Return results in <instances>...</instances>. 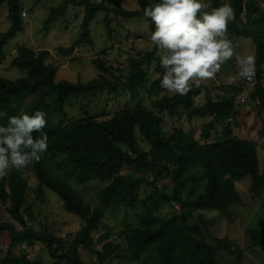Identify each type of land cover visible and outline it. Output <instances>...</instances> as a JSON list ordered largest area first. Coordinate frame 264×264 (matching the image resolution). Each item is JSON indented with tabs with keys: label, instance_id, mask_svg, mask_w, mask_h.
Here are the masks:
<instances>
[{
	"label": "trees",
	"instance_id": "16d2710c",
	"mask_svg": "<svg viewBox=\"0 0 264 264\" xmlns=\"http://www.w3.org/2000/svg\"><path fill=\"white\" fill-rule=\"evenodd\" d=\"M38 1V0H36ZM226 0H210V7H219ZM235 10V20L229 24V35L249 36L255 44L256 76L248 101L240 103L230 96H206L198 104L195 97L200 87L192 86L187 95H172L160 86L164 69L155 56V48L130 57L126 64L114 66L103 57L92 58L99 69L97 76L88 81L57 79V68L47 59L48 49L20 46L11 58V64L26 74L8 78L0 74V125H7L10 116L21 113L32 115L36 110L46 113L48 149L32 168L38 180L39 192L43 187L54 192L62 206L81 220L80 228L66 238L55 234L46 225L35 229L36 220L32 200L26 199L27 180L17 170L0 180V246L7 253L0 256V264H44L40 258H30L26 253L11 250L18 244H44L53 258L50 264H87L81 248L94 255L97 262L119 259L121 264H241L243 249L228 236L210 234L211 219L203 213L190 223L188 207L216 209L231 218L230 206L241 203L235 180L250 176L253 189H264V172H261L257 142L233 135L234 127H244L264 135V0H228ZM8 3L9 27L0 33V58L5 44L23 28L21 2ZM100 1L62 0L51 8L44 29L63 16L70 5L84 9L80 34L68 47H58L59 52L71 54L80 45H93L89 22L98 11L113 12L126 20L154 5L159 0H138L139 9L128 10L116 0L107 7ZM210 10V9H209ZM243 15L247 20H243ZM145 17V16H144ZM146 18V17H145ZM150 28L155 26L146 18ZM104 25L113 35L111 19L106 15ZM156 61L159 75L149 80L145 65ZM149 80V82H148ZM153 98V107L143 103L125 106L110 115H87L54 126V117L64 112L65 105L79 94L91 98L104 91L117 96L126 90L133 101L142 98L141 89ZM90 98V100H91ZM90 100L83 107L90 105ZM249 104V107H247ZM178 115L185 112L188 120L209 116L203 123L199 138L180 127L162 134L160 113ZM253 112V119L248 114ZM219 122H224V137L212 139L211 133ZM40 133H33L39 136ZM142 137L148 147L139 140ZM126 146L124 148L123 146ZM127 167L126 171H122ZM151 175V178L149 176ZM169 177L168 185L160 186L162 177ZM98 179L104 184L94 193L90 204L78 196L69 181L85 184ZM154 191L141 197V187ZM180 209L170 215L161 211L163 204ZM144 209L136 220L126 223L123 241L109 240L110 230L97 236L107 211L119 208ZM4 213H1V207ZM209 233L208 238L206 234ZM254 244L264 243V230L250 229ZM101 244L98 248L97 245ZM227 256V257H225Z\"/></svg>",
	"mask_w": 264,
	"mask_h": 264
},
{
	"label": "rangeland",
	"instance_id": "374dc122",
	"mask_svg": "<svg viewBox=\"0 0 264 264\" xmlns=\"http://www.w3.org/2000/svg\"><path fill=\"white\" fill-rule=\"evenodd\" d=\"M21 2V16L23 19V28L14 38L10 39L4 46V56L0 58V74L8 78H16L20 75L26 74L25 71L19 70L11 64V58L15 54L16 49L20 46H29L35 49H48L50 56L47 61L52 62L56 68L57 79L81 80L83 82L90 80L97 76L99 69L92 58L103 57L108 63L114 66L126 64L130 57H134L139 53L151 50L154 46L149 40V35L154 28H150L146 18L137 13L129 17V20L117 15L113 12H105L100 10L97 12L95 18L89 22L91 36L94 40L93 45H80L71 54H63L59 52L58 47H68L77 39L80 34V24L84 14V7L81 5H70L67 12L52 22L48 30L44 29L45 21L49 15L51 8L57 6L62 0H19ZM97 2L100 0H91ZM121 7L128 10L139 9L138 0H116ZM210 5V0H204ZM100 3H105L107 7L113 5V0H101ZM225 3L231 5L226 0ZM261 7L264 3L260 2ZM25 11V14H23ZM8 3L4 2L0 6V33L5 31L10 25V19L7 16ZM108 16L111 19V28L113 35L110 37L104 25V18ZM243 20L247 17L243 15ZM229 38L237 45L236 52L244 54L255 55V44L249 36L238 35L230 36ZM156 61L145 65L148 71L149 80L157 77L159 72L155 69ZM237 66L235 59L228 61L217 74L216 79L200 84V92L195 97L198 104L204 103L206 96L212 97L235 95L236 100L240 103H246L249 95L253 90V81L238 80L236 83L229 81L230 77L236 75ZM264 76V75H263ZM148 80V82H149ZM142 98L133 101L130 98L128 91L123 90L115 96L114 94H107L106 91L97 94L91 98L90 95L79 94L71 98L65 105L63 113L54 117V126L57 128L68 120L83 118L87 115H110L115 110L125 106H133L139 101L147 107H153V98L147 95V91L141 89ZM91 98V100H90ZM90 100V105L83 107L84 103ZM249 106V104H247ZM162 118L161 133L167 134L174 128L180 127L188 132H191L195 137L199 138L203 123L210 119L209 116L194 117L188 120L185 112L182 114L169 115L167 112L160 113ZM248 120L253 119V112L248 114ZM224 122L216 124L214 131L211 133L212 139H220L224 137L223 128ZM233 135L247 137L257 142L258 157L260 162L261 172H264V135H259L253 129L244 127L233 128ZM139 140L144 148L148 147V143L139 136ZM126 148V146H123ZM127 167L122 169L126 171ZM19 172L27 180V195L28 201L32 200L34 206V213L36 220L31 223L35 228H41L46 225L49 229L57 235L63 237L72 236L81 226V220L77 215L68 212L62 206V202L57 195L46 187H43L39 192L38 180L33 172L32 164L27 168L19 170ZM151 178V175L149 176ZM75 189L78 196L85 199L92 204L95 201L94 193L97 189L103 186V182L98 179H92L85 184H77L72 180L69 181ZM160 186L162 184L168 185L169 177H162L159 180ZM235 185L240 192L242 202L230 206L231 218H228L216 209H199L193 207L187 208L191 214L190 223L193 224L197 220V214L203 213L206 218L211 219L209 224V232L212 235L222 237L228 236L236 240L239 246L243 249V257L241 264L245 263L246 253L250 252L255 263L262 261L264 263V243L254 244L250 229L257 231L264 230V189L257 192L258 189H253L252 180L250 176H245L235 180ZM154 188L141 187L139 194L143 198ZM180 204L175 202L174 207L170 208L163 204L161 211L164 215H170L180 209ZM144 207L139 204L135 209L119 208L116 210L107 211L100 230L94 232V236L99 235L105 230H110L111 234L109 240L123 241L122 231L126 223L136 220V215L142 211ZM1 213H4V207H1ZM209 238V233L205 232ZM98 248L101 247L99 243ZM82 258L87 264H100L97 262L94 255L87 252L86 249L81 248ZM12 253L21 254L26 253L30 258H40L44 264H50L53 258L48 253L44 244L36 241L32 245L25 243L14 246ZM7 253V246H0V256ZM227 257V256H225ZM104 264H121L119 259L105 260Z\"/></svg>",
	"mask_w": 264,
	"mask_h": 264
},
{
	"label": "clouds",
	"instance_id": "9594fccd",
	"mask_svg": "<svg viewBox=\"0 0 264 264\" xmlns=\"http://www.w3.org/2000/svg\"><path fill=\"white\" fill-rule=\"evenodd\" d=\"M143 15L155 26L149 40L164 69L160 86L167 93L187 95L193 85L215 80L233 59L237 72L229 78L231 83L255 78L256 56L237 53L229 38V24L236 15L230 4L210 7L204 0H159L145 7ZM45 117L44 111L36 110L10 116L7 125H0V180L42 159L48 149Z\"/></svg>",
	"mask_w": 264,
	"mask_h": 264
},
{
	"label": "crops",
	"instance_id": "0c3cea01",
	"mask_svg": "<svg viewBox=\"0 0 264 264\" xmlns=\"http://www.w3.org/2000/svg\"><path fill=\"white\" fill-rule=\"evenodd\" d=\"M244 259H245V263L243 264H264L262 261H260V263L259 262L255 263V261H259V260L257 259L254 260L250 252L246 253V256Z\"/></svg>",
	"mask_w": 264,
	"mask_h": 264
},
{
	"label": "built area",
	"instance_id": "2783aa9c",
	"mask_svg": "<svg viewBox=\"0 0 264 264\" xmlns=\"http://www.w3.org/2000/svg\"><path fill=\"white\" fill-rule=\"evenodd\" d=\"M23 14H25V11H23ZM253 80H251V82H252ZM254 82V81H253Z\"/></svg>",
	"mask_w": 264,
	"mask_h": 264
},
{
	"label": "water",
	"instance_id": "95a60500",
	"mask_svg": "<svg viewBox=\"0 0 264 264\" xmlns=\"http://www.w3.org/2000/svg\"><path fill=\"white\" fill-rule=\"evenodd\" d=\"M247 107H249V106H247Z\"/></svg>",
	"mask_w": 264,
	"mask_h": 264
}]
</instances>
